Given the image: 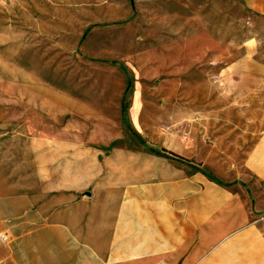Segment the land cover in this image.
Instances as JSON below:
<instances>
[{
  "label": "rangeland",
  "instance_id": "1",
  "mask_svg": "<svg viewBox=\"0 0 264 264\" xmlns=\"http://www.w3.org/2000/svg\"><path fill=\"white\" fill-rule=\"evenodd\" d=\"M184 39L193 51L184 68H160L161 47ZM51 93L88 103L105 125L50 112ZM0 99L11 112L0 174L17 175L16 158L42 136L76 142L85 155L124 149L140 154L150 178L202 174L240 193L264 227V150L252 151L264 132V0H0ZM36 171L16 186L34 187Z\"/></svg>",
  "mask_w": 264,
  "mask_h": 264
},
{
  "label": "crops",
  "instance_id": "2",
  "mask_svg": "<svg viewBox=\"0 0 264 264\" xmlns=\"http://www.w3.org/2000/svg\"><path fill=\"white\" fill-rule=\"evenodd\" d=\"M188 41L161 47L160 68L175 63L182 70L193 55L184 50ZM18 99L19 113L27 115L25 96ZM45 100L52 113L83 112L99 129L106 123L77 97L51 93ZM10 113L0 99L2 135ZM263 136L252 150L257 154ZM100 137L94 134L93 141L106 145ZM44 138L15 159L13 166L22 168L17 175L0 174V233L14 237L0 241V264H264V227L253 221L240 193L202 174L150 178L137 161L140 154L124 149L105 155L103 147H91L85 155L76 142ZM116 160L118 167L109 168ZM84 162L94 164L85 171ZM68 164L78 165L64 170ZM31 166L37 184L20 190L16 183H30Z\"/></svg>",
  "mask_w": 264,
  "mask_h": 264
},
{
  "label": "built area",
  "instance_id": "3",
  "mask_svg": "<svg viewBox=\"0 0 264 264\" xmlns=\"http://www.w3.org/2000/svg\"><path fill=\"white\" fill-rule=\"evenodd\" d=\"M9 237L5 233H1L0 235V241H7Z\"/></svg>",
  "mask_w": 264,
  "mask_h": 264
},
{
  "label": "trees",
  "instance_id": "4",
  "mask_svg": "<svg viewBox=\"0 0 264 264\" xmlns=\"http://www.w3.org/2000/svg\"><path fill=\"white\" fill-rule=\"evenodd\" d=\"M163 151H166L165 149H162ZM167 153H170V154H173V155H177V154H175L174 152H172V151H166Z\"/></svg>",
  "mask_w": 264,
  "mask_h": 264
}]
</instances>
